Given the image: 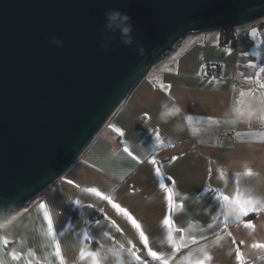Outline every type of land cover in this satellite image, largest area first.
<instances>
[{"label":"crops","instance_id":"crops-1","mask_svg":"<svg viewBox=\"0 0 264 264\" xmlns=\"http://www.w3.org/2000/svg\"><path fill=\"white\" fill-rule=\"evenodd\" d=\"M224 39L223 29L190 33L150 66L64 174L0 222V237L10 241L0 245L3 264H58L41 203L52 220L64 264H92L91 258H79L82 246L99 253V264H162L148 255L127 217L90 188L125 209L141 225L149 247L168 264H187L186 257L202 259L201 248L212 256L209 264H239L237 248L245 264H264V249L252 247L264 243V211L244 217L254 225L245 228L222 199L239 191L264 201V122L258 107L251 115H234L233 109L246 106L240 103L243 78L236 72L238 48L235 42L222 44ZM207 63L218 66L216 76L208 74ZM170 98L181 111L161 121V102ZM162 181L171 189V209ZM165 216L171 227L163 225ZM85 234L90 239L82 243ZM129 241L141 262L129 255ZM174 247L179 250L174 252ZM13 251L20 253L19 260L11 258Z\"/></svg>","mask_w":264,"mask_h":264},{"label":"water","instance_id":"water-1","mask_svg":"<svg viewBox=\"0 0 264 264\" xmlns=\"http://www.w3.org/2000/svg\"><path fill=\"white\" fill-rule=\"evenodd\" d=\"M108 10L131 17V47L102 32ZM262 18L264 0H0V222L64 174L186 35ZM257 51L260 68L264 30Z\"/></svg>","mask_w":264,"mask_h":264},{"label":"snow or ice","instance_id":"snow-or-ice-1","mask_svg":"<svg viewBox=\"0 0 264 264\" xmlns=\"http://www.w3.org/2000/svg\"><path fill=\"white\" fill-rule=\"evenodd\" d=\"M260 73H264V68H261L260 72L257 73V75L259 76ZM161 87L163 88L164 86L161 85ZM259 87H260V89H264V83H260ZM254 94L255 93H253L252 90H249L247 93L242 91L240 93V96L241 97H243L245 95L252 96ZM258 99H259L258 108L260 111V117L259 118L262 122H264V91H260L258 93ZM240 103L243 104L244 101L241 100ZM249 115H251V111L249 112ZM188 119H191V118L189 117ZM209 119H211V118H209ZM113 130L116 131L118 134L123 135V133L120 131L119 128H114ZM156 139L159 141V134L158 133H157ZM124 151L129 156H131L133 159H137L135 156H133L132 152L127 147L124 148ZM173 159H176V158L173 157ZM150 163L155 165L156 164L155 159L151 160ZM246 174L251 175L252 174L251 170H248L246 172ZM156 175L157 176L161 175L159 167L156 168ZM69 183H71V181ZM160 188L165 191V193H166L165 198L168 201L169 208L171 209L173 207V199H172L171 189L167 188L163 181L160 183ZM88 191L94 193L96 196H99L102 199L108 200V202L112 205V207L117 210V212L123 213L124 216H126L127 219L131 222L133 227L137 230V232L139 234L140 241L144 245V248L147 249L148 255L151 256L152 259H154V260H162V264H168V261L166 259H163L162 254L153 251L149 247L148 238L145 235V233L143 232V230L141 229V225L135 219H133L125 209H123L119 204L113 203L110 197L104 196L101 192H99L95 188H90V189H88ZM222 199H223V201L226 202V205L229 209V214L232 215L237 222L242 223L245 228H253L254 225L251 222V220H244L243 219L244 217H247L249 215V213H253V212L259 213L261 211H264V201H261L259 199H256V198L250 197V196L249 197H243L240 195L239 191H237L235 196L230 197V196L225 195L222 197ZM74 203L78 204L79 201H75ZM39 208L41 210H43L44 220L47 222V233H46V235L50 238L52 245L54 247V253L53 254L56 257L58 264H64V260H63V257L61 255L60 243L58 242V240L56 238V234H55L54 228H53V223H52V220L49 216L48 211L46 210V205L44 203H41L39 205ZM105 219H107V217H105ZM162 223L166 227L172 226V221L170 220V218L168 216H165ZM225 226L227 227V217L225 219ZM117 230L119 231V229H117ZM61 235H63V233H61ZM105 235H107V234H105ZM228 235H231V233H228ZM88 239H90V238L87 236V234H85V238H84V241H82V243H85ZM168 242L170 244L172 243V239H171L170 234L168 237ZM192 242L194 243L195 241L193 240ZM9 243H10L9 240H7L4 237H0V245H8ZM233 243H235V241H233ZM241 243H243V242L241 241ZM129 245H130V247L127 250L129 255L132 256L137 262H141L140 256H138L136 251L133 250L134 245H132L131 241H129ZM252 247L264 249V243H254L252 245ZM178 250L179 249L176 247L173 248L174 252L178 251ZM200 251L203 254L202 259H197L195 261H192L186 257L185 259L187 260V264H209V262L212 260V256L204 248H201ZM9 255L11 256V258L13 260H19L21 258L20 253L15 252V251L9 253ZM28 255L29 256L32 255L31 251H29ZM235 256H236V260L239 262V264H245V261L243 259L242 253L240 252L239 248L236 249ZM79 258L81 260H83L85 258H91L92 264H99V253L88 251L85 246L81 247L80 252H79ZM0 264H3V262L0 261ZM141 264H142V262H141Z\"/></svg>","mask_w":264,"mask_h":264},{"label":"rangeland","instance_id":"rangeland-1","mask_svg":"<svg viewBox=\"0 0 264 264\" xmlns=\"http://www.w3.org/2000/svg\"><path fill=\"white\" fill-rule=\"evenodd\" d=\"M262 25H264V21L260 20L246 27L235 28L234 31V42L239 52L238 69L236 72H239V74H241V77L243 78V81L241 82L243 92L247 93L249 90H252L253 93H255L252 96H240V100H243L246 105L248 104V102L253 101L254 103L252 105L251 111L256 109L258 106V93L260 92L258 86L260 85V83H264V73H260L259 76L257 75V73L260 72V69L264 68V64H262L260 68L255 67V64L257 62V54L255 53V48L257 50L258 41L255 37H253L252 33V30L255 31ZM207 64L210 65V63ZM243 67H247V69L244 70L242 69ZM255 69L258 71L254 72Z\"/></svg>","mask_w":264,"mask_h":264},{"label":"clouds","instance_id":"clouds-1","mask_svg":"<svg viewBox=\"0 0 264 264\" xmlns=\"http://www.w3.org/2000/svg\"><path fill=\"white\" fill-rule=\"evenodd\" d=\"M105 23L103 25L102 32L103 33H116L119 32L120 43L124 46L131 47L134 43V38L132 35L133 32V24L131 22V17L127 13H121L118 10H108L105 12ZM114 36L104 35L103 41L101 43L102 48H107L111 43ZM52 43L56 46H62V42L56 39L52 40ZM137 51L142 52L143 46L137 45ZM253 101L248 102V104L243 108L233 109L234 115L237 118L243 117L252 110ZM258 107V106H257ZM181 109L177 106V104L171 100L162 101L160 106V112L158 114L159 119L161 121H167L171 116L178 114ZM179 127V125H177Z\"/></svg>","mask_w":264,"mask_h":264},{"label":"trees","instance_id":"trees-1","mask_svg":"<svg viewBox=\"0 0 264 264\" xmlns=\"http://www.w3.org/2000/svg\"><path fill=\"white\" fill-rule=\"evenodd\" d=\"M224 32V40L222 44H229V46H234V35L231 33V29H223ZM242 69L246 70L247 67H243ZM258 70L255 69L254 72H257Z\"/></svg>","mask_w":264,"mask_h":264},{"label":"built area","instance_id":"built-area-1","mask_svg":"<svg viewBox=\"0 0 264 264\" xmlns=\"http://www.w3.org/2000/svg\"><path fill=\"white\" fill-rule=\"evenodd\" d=\"M207 71L209 75H217L219 72L218 66L217 65H207Z\"/></svg>","mask_w":264,"mask_h":264},{"label":"flooded vegetation","instance_id":"flooded-vegetation-1","mask_svg":"<svg viewBox=\"0 0 264 264\" xmlns=\"http://www.w3.org/2000/svg\"><path fill=\"white\" fill-rule=\"evenodd\" d=\"M262 30H264V25H262L260 28L256 29L255 31L252 30L253 37L256 38V40L258 41V43L260 41V33H261ZM256 56H258V52H257V55ZM262 62L264 64V60Z\"/></svg>","mask_w":264,"mask_h":264},{"label":"bare ground","instance_id":"bare-ground-1","mask_svg":"<svg viewBox=\"0 0 264 264\" xmlns=\"http://www.w3.org/2000/svg\"><path fill=\"white\" fill-rule=\"evenodd\" d=\"M261 20L264 21V18H262Z\"/></svg>","mask_w":264,"mask_h":264}]
</instances>
